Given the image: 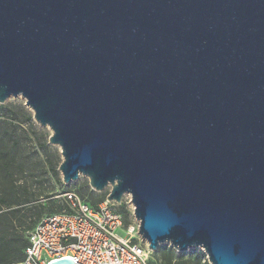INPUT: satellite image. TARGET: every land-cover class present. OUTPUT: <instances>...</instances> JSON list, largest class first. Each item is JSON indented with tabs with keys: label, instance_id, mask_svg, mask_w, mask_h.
Segmentation results:
<instances>
[{
	"label": "water",
	"instance_id": "1",
	"mask_svg": "<svg viewBox=\"0 0 264 264\" xmlns=\"http://www.w3.org/2000/svg\"><path fill=\"white\" fill-rule=\"evenodd\" d=\"M18 97L63 182L130 195L152 253L264 264V0H0Z\"/></svg>",
	"mask_w": 264,
	"mask_h": 264
},
{
	"label": "rangeland",
	"instance_id": "2",
	"mask_svg": "<svg viewBox=\"0 0 264 264\" xmlns=\"http://www.w3.org/2000/svg\"><path fill=\"white\" fill-rule=\"evenodd\" d=\"M51 135L49 128L34 120L22 97L0 104V264L19 260L21 255L13 248L28 242L30 232L46 217L67 210L66 192H75L93 206L110 194L111 188L94 191L83 175L65 184L59 170L61 149L50 144ZM116 208L127 224L139 225L130 195H125ZM17 210L20 212L13 214ZM149 264L210 263L201 248L178 252L165 244L152 253Z\"/></svg>",
	"mask_w": 264,
	"mask_h": 264
},
{
	"label": "built area",
	"instance_id": "3",
	"mask_svg": "<svg viewBox=\"0 0 264 264\" xmlns=\"http://www.w3.org/2000/svg\"><path fill=\"white\" fill-rule=\"evenodd\" d=\"M67 210L40 222L29 234L24 260L12 264H149L152 252L139 235V225L127 224L107 200L93 208L75 192L63 195Z\"/></svg>",
	"mask_w": 264,
	"mask_h": 264
},
{
	"label": "trees",
	"instance_id": "4",
	"mask_svg": "<svg viewBox=\"0 0 264 264\" xmlns=\"http://www.w3.org/2000/svg\"><path fill=\"white\" fill-rule=\"evenodd\" d=\"M86 201V200H85ZM104 201H106L105 199L104 200H102V201H100L99 203H98V205L100 204V203H102V202H104ZM86 202H88V201H86ZM93 208H95V209H97L98 208V205H96V206H93L90 202H88ZM4 204H5V202H4ZM13 212V214H18L20 211H12ZM53 215V214H52ZM50 216V215H49ZM0 218H1V215H0ZM28 244H29V237H28V242H25L24 244H21L18 248L17 247H14L13 249V251H17V253L18 254H20L21 255V258L19 259V260H17V261H9L8 262V264H12V263H17V262H21L22 260H24V257H25V249L27 248V246H28ZM9 254L11 253V252H8ZM8 253H6L5 252V254L7 255ZM4 254V255H5ZM5 255V257H7L8 258V256H6Z\"/></svg>",
	"mask_w": 264,
	"mask_h": 264
}]
</instances>
